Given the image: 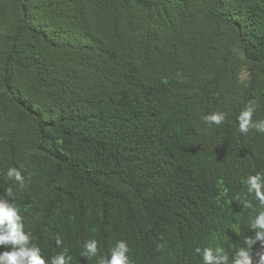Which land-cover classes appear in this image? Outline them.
<instances>
[{
    "label": "trees",
    "instance_id": "trees-1",
    "mask_svg": "<svg viewBox=\"0 0 264 264\" xmlns=\"http://www.w3.org/2000/svg\"><path fill=\"white\" fill-rule=\"evenodd\" d=\"M248 107L264 121V0H0V199L46 261L98 264L124 241L131 264L218 247L231 264L264 211Z\"/></svg>",
    "mask_w": 264,
    "mask_h": 264
},
{
    "label": "clouds",
    "instance_id": "clouds-1",
    "mask_svg": "<svg viewBox=\"0 0 264 264\" xmlns=\"http://www.w3.org/2000/svg\"><path fill=\"white\" fill-rule=\"evenodd\" d=\"M252 108L248 107L243 110L238 119L239 130L242 133H247L250 127L256 128L260 132H264V121L259 123H252ZM225 119L224 114H212L206 117V121L214 122L219 125ZM6 178L15 180L24 186V177L21 171L15 167H11L6 172ZM260 175L250 176L247 180L248 192L254 193L255 199L259 201L260 205L264 207V184L260 182ZM7 196L14 199L12 188L6 189ZM236 199H239L237 197ZM243 206L252 208L253 205L250 201H242ZM22 217L19 214V209L14 203L8 200L0 199V246L10 248V251L0 252V264H69L71 257H67V250L64 253L53 256L50 260L46 261L41 255L40 249L35 245H30L31 234L24 231V226L21 222ZM251 229L254 230L255 235L252 238H244L242 246L235 251L231 258V264H254L252 246L259 241L262 248H264V211L259 212L251 222ZM61 241L57 240L59 245ZM126 242L119 241L111 253V259L106 260L100 257L98 264H131ZM201 249L197 248L196 252ZM98 253V246L96 240H90L86 244V251L82 253L84 256H96ZM257 264H264V252L258 253ZM204 264H228L229 257L224 253L222 248H216V255L213 251L205 249L203 251Z\"/></svg>",
    "mask_w": 264,
    "mask_h": 264
}]
</instances>
